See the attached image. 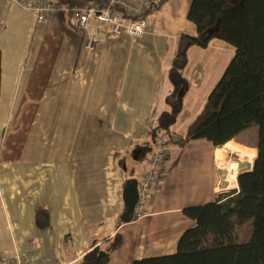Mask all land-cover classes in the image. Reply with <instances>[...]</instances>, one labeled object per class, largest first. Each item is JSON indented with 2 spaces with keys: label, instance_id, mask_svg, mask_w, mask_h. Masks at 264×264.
<instances>
[{
  "label": "crops",
  "instance_id": "0c3cea01",
  "mask_svg": "<svg viewBox=\"0 0 264 264\" xmlns=\"http://www.w3.org/2000/svg\"><path fill=\"white\" fill-rule=\"evenodd\" d=\"M191 1L165 0L134 36L106 31L95 18L82 32L62 6L36 24L34 10L0 0V256L78 264L91 242L116 232L122 243L107 264L172 254L182 232L195 225L184 207L238 190L228 186L221 162L236 151L239 170L240 155L252 151L238 143L256 149L242 131L220 147L204 138L169 145L165 177L140 215L122 221L127 173L141 180L148 163L127 156L124 170L114 154L150 142L160 113L169 109L176 39L197 34L187 17ZM233 55L234 47L218 38L188 49L189 87L169 127L174 136L185 133Z\"/></svg>",
  "mask_w": 264,
  "mask_h": 264
},
{
  "label": "trees",
  "instance_id": "16d2710c",
  "mask_svg": "<svg viewBox=\"0 0 264 264\" xmlns=\"http://www.w3.org/2000/svg\"><path fill=\"white\" fill-rule=\"evenodd\" d=\"M50 1L70 11L84 0ZM187 17L195 24L197 34L182 33L176 39L168 72L173 87L166 96L169 109L160 113L152 140L134 143L127 152L114 154V164L126 170L127 156L136 162L148 159L153 153L154 138L161 133L167 136L168 146L184 147L193 139L204 138L220 147L256 125V149L249 148L253 165L236 177L237 191L219 192L214 201L182 209L195 225L182 232L174 253L135 259L132 264H264V0H192ZM214 38L232 45L234 55L201 111L185 133L173 141L169 127L189 87L183 74L187 51L194 45L206 47ZM132 175L130 170L125 183L141 181ZM136 217L134 211L128 218L122 215V221ZM47 225L48 220L40 226ZM121 243L119 232L93 241L78 264H107L111 250Z\"/></svg>",
  "mask_w": 264,
  "mask_h": 264
},
{
  "label": "built area",
  "instance_id": "2783aa9c",
  "mask_svg": "<svg viewBox=\"0 0 264 264\" xmlns=\"http://www.w3.org/2000/svg\"><path fill=\"white\" fill-rule=\"evenodd\" d=\"M20 5L29 7L35 12V23L46 21L48 11L57 7L50 0H16ZM163 0H109L106 5H101L95 0H84L80 5L70 11L72 23L82 32H86L92 18L103 24L106 31L119 33L126 32L130 35L140 36L145 29L146 14L161 6ZM139 15L140 17H134ZM100 26L96 28V34L100 33ZM96 36L89 37L87 47H92ZM172 140H177L173 136ZM168 138L164 133L154 138L153 153L147 159L148 169L138 183V200L135 206L137 215H140L144 206L150 201L151 195L158 184L166 175V159L168 152ZM0 264H29L21 255L13 258L0 256Z\"/></svg>",
  "mask_w": 264,
  "mask_h": 264
},
{
  "label": "rangeland",
  "instance_id": "374dc122",
  "mask_svg": "<svg viewBox=\"0 0 264 264\" xmlns=\"http://www.w3.org/2000/svg\"><path fill=\"white\" fill-rule=\"evenodd\" d=\"M241 138L244 139L247 143L255 144L257 142V139H258V127L255 125V126H251V127H248L246 129L242 130ZM242 146L245 147V148H250V147L245 146V145H242ZM223 148H226V147L223 146ZM235 152L232 154V156H229V159H230L229 161L235 162L237 160V157H238L237 154H239V153L238 152L235 153ZM239 162H240V166H241V167L239 166V170L241 169V171H240L241 173L242 172H245V170H250L251 169L250 168L251 162L249 161V154H248V157L245 156V155H240ZM237 168H238L237 167V164L235 163V170H236V172L239 171ZM225 178H226V175H225ZM228 186H230V185L228 184ZM235 186L237 187L238 184L235 185ZM230 187H232V186H230ZM231 189L232 188H230L228 190H231Z\"/></svg>",
  "mask_w": 264,
  "mask_h": 264
},
{
  "label": "water",
  "instance_id": "95a60500",
  "mask_svg": "<svg viewBox=\"0 0 264 264\" xmlns=\"http://www.w3.org/2000/svg\"><path fill=\"white\" fill-rule=\"evenodd\" d=\"M245 171H248V170H245ZM137 186H138V182L136 180H132L126 183L123 188L122 196H123V202H124V207H125L124 216L126 218L130 217L135 211V206L138 200Z\"/></svg>",
  "mask_w": 264,
  "mask_h": 264
},
{
  "label": "bare ground",
  "instance_id": "6f19581e",
  "mask_svg": "<svg viewBox=\"0 0 264 264\" xmlns=\"http://www.w3.org/2000/svg\"><path fill=\"white\" fill-rule=\"evenodd\" d=\"M249 161L251 162L253 161V154H249ZM221 166L226 170V178H225L226 182L230 186L237 185L236 177H237L238 171L236 172L235 170V162L234 163H232V161L221 162Z\"/></svg>",
  "mask_w": 264,
  "mask_h": 264
}]
</instances>
